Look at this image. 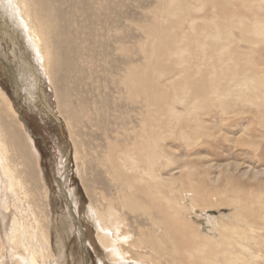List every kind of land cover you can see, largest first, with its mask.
I'll list each match as a JSON object with an SVG mask.
<instances>
[{
    "label": "bare ground",
    "instance_id": "bare-ground-1",
    "mask_svg": "<svg viewBox=\"0 0 264 264\" xmlns=\"http://www.w3.org/2000/svg\"><path fill=\"white\" fill-rule=\"evenodd\" d=\"M155 2L153 10L145 14L146 23L141 21L136 25L139 35H142L138 47L132 53L126 46L117 47L119 57H124L125 66L115 67L116 72L114 69L113 71L116 75L113 78V72L110 74L112 67L109 68L110 51L105 49V45L90 43L87 51L89 60L85 64L81 63L83 58L81 59L79 52L73 53L75 59L72 60V55L68 58L70 49L66 48L64 42L60 44L62 40L56 39L57 36H53L56 24L51 9L53 2L0 0L2 21L6 20L14 32L18 31L24 37L26 48L33 54L34 62L41 70L34 71L20 52L23 60L19 61V77L16 81L27 84V89L24 90L31 100L38 90L39 74L43 73L56 89L54 91L59 113L69 120L72 133L77 119L85 117L88 125H94V136L100 141L96 144L90 141L89 144L97 155L96 164L106 177L105 187H102L105 193H99L98 198L103 201L104 210H93L89 207L87 217L96 226V240L107 252L108 264H139L142 258L147 259L150 264H264V236L261 235L264 230V201L255 202L245 197L243 191L236 189L229 178L224 179L221 182L224 183L222 187L229 195L222 206L236 208L233 217L228 219L229 222L226 221L227 218L219 219L220 222L217 221L218 217L212 219V214L209 217L197 209L191 210V204L201 210L213 207L212 196L206 190L209 186L206 181L209 179H206L205 173L198 176L199 186L203 189L200 195L189 189L192 182L176 187V181L170 179L169 183H164L159 175L161 165L165 163L160 146L164 141L162 133L171 132L174 123H178L179 113L175 107L184 104L186 100L202 102L209 108L219 107L224 110L235 108L238 104L250 105L264 117V51L258 50V47H264V0ZM203 4H208L217 11L220 24L207 21L206 26H199L189 16L192 9L200 10ZM60 6L62 8L63 5ZM62 11L63 9L61 13ZM63 24L65 27L64 22ZM59 27L60 24L58 29H61ZM95 30L93 28L91 31ZM66 36L69 37L68 34ZM80 42L82 46L84 41ZM208 42H212V45L208 46ZM101 62V80L107 78L109 83L116 81L117 90L126 101L125 106L133 110L131 127H125L124 130L114 126V134L112 124L109 125L116 124L114 119L106 111H102L105 108L100 110L97 106L101 105L100 96L97 99L90 95L80 98L86 105L87 99L93 103L92 113L89 115L84 113V109L80 110L82 107L76 109L71 106L69 98L72 96L67 97L68 93H65L68 88L65 92H60L72 81L69 76L71 74L67 73L72 69L70 65L78 67H75V71L81 73L82 77L75 81L81 88H85L87 84L96 83L91 75L96 63ZM203 69L207 72L204 75L201 72ZM53 73L57 74V78H54ZM57 85L62 88L59 89ZM105 88L110 89L109 85ZM100 93L98 95L102 94ZM187 104L188 102L184 109ZM10 107L9 100L0 90V238L4 240L5 251L8 252L6 256H9L8 261L11 264H64V260H61L65 253L63 239L68 235L70 222L65 215L55 217L58 227L57 241L53 246L52 237L55 232L51 236V217L45 215V196L42 200L35 197L36 184L31 174L33 168L34 173L37 172L39 160L34 159L35 155L33 156L29 145L31 142L25 135L28 144L19 141L15 129H21V125L17 123V115ZM161 116H166L165 123L161 122ZM18 120L20 122L21 119ZM121 122L125 124V120L119 123ZM86 143V146L89 145ZM76 148L74 159L77 161L80 159V150L78 151L79 146ZM39 177L38 174L40 181ZM40 184L42 185L41 181ZM185 190H191L192 199L185 195ZM218 193V188L215 187L213 194ZM247 203H258V209L255 211ZM4 209H8L7 214ZM189 210L198 217L204 218L206 215V223L211 227L204 224L206 227L197 228L195 224L189 223L188 219L192 221V217L188 216ZM193 221L200 223L195 218ZM216 224L218 227L215 230ZM204 228L208 232L205 233ZM99 264L107 263L101 260Z\"/></svg>",
    "mask_w": 264,
    "mask_h": 264
},
{
    "label": "rangeland",
    "instance_id": "rangeland-1",
    "mask_svg": "<svg viewBox=\"0 0 264 264\" xmlns=\"http://www.w3.org/2000/svg\"><path fill=\"white\" fill-rule=\"evenodd\" d=\"M74 1L72 0L71 2V0H69L68 3V0H56V2L55 0H48L50 4L53 2L51 4V9L53 10V16L55 17L54 24L56 23L54 27L56 30L54 29L53 36H57L56 39H59V41L62 40L60 44L64 42L66 48L68 47L70 49L68 58H71L70 56L72 55V60L75 59L73 58V53L79 52L81 59L83 58V60H81L82 64L84 62L87 63L89 60L87 57V51L91 44H99V46L105 45V49L110 51L111 58L109 61H111V64L109 68L112 67L110 74L113 72L112 76L114 78L116 75V68L119 66H125L123 63L124 57H119L117 47L126 46L127 50L131 53L138 47L139 42L142 39V35H139L140 33L138 32L136 25H139L141 21L142 23H146L144 20L146 19L145 14L153 10L156 0ZM81 1L84 4L81 3ZM59 4L63 5L62 8ZM62 9L63 11L61 13ZM70 11L72 13H70ZM236 11L240 12L238 9H236ZM56 12L57 14H55ZM189 16L194 18L199 26H206L207 21L219 22L218 24H220L219 14L208 4H203L200 10L192 9ZM98 18L99 20L97 21ZM65 21L70 23V25L67 23L69 27L66 26ZM88 21H92L93 23H89ZM63 22L65 23V27ZM96 22H99L98 24L100 25L96 24ZM59 24V28L61 29H58ZM11 28L12 26H9L6 20L2 21L0 12V60H2L7 67L4 68L0 62V90L9 100L11 105L10 109L17 115L16 121L19 125H21V129H15L17 136H19V141L22 144H28L25 137L29 139V142H31V144H29L31 145V152L33 153V156L35 155L34 159L36 161L39 160L37 172L34 173L33 168L31 174H33L32 177H34L33 179H35L34 181L36 184L35 197L41 198L42 200L43 196H45L44 202L47 206V208H45V215H48V218L51 217L50 223L53 227L52 230L50 225L51 236H53L52 232H55V237H52V240H54L52 245L55 246L57 241L56 227L58 226L55 217L65 215L70 222V229L68 230V225V227H66L68 235L63 239L65 244V253L63 257H61L63 259H60L64 260V264H99V261L101 260L102 262H106L108 264V254L96 240V226H93L90 219L87 217L89 207L93 210L100 208L101 210H104L103 201L98 198L100 196L99 193H105V190L102 187H105L104 183L106 177L102 174V170L96 164L95 158L97 155L95 154V150H93L89 144L90 141L96 144V142L100 141V139L97 140V137L94 136V125H88L85 117L80 118L81 120H76L77 122L79 120L78 123L81 128L75 120L73 121L76 123V126L73 124L74 131L72 133V128L69 126V120H66L61 113H59L60 111L57 107L55 95L56 89L54 88V85L51 86L49 79L41 72V74H39L40 83L37 88L38 90H36L37 92L35 91L33 98L30 100V95L25 91L27 89V84L16 81V78L19 77V61L23 60L22 56H20V52H22L24 60L32 66L34 71L39 69V66L35 64L33 54L26 48L27 43L24 42V37H22L18 31L14 32ZM93 28L96 30L91 31ZM66 33L69 37L66 36ZM73 35H76V38H81V36L84 37L76 40ZM8 36H10L12 41ZM80 40H82V42L84 41L82 44H85L86 47L85 45H80ZM207 45L211 46L212 42H208ZM69 46H71V48ZM258 50L264 51V47H258ZM100 52L101 50H99V53ZM119 61L121 62L119 63ZM70 67H72L70 70L71 72L67 71V73L71 74L69 76L72 81L69 83L68 87L66 86L63 89H61L62 87L58 85L57 87L61 89V93L65 92L66 88H68V91L65 93H68V95L66 94L67 97L72 96L69 98L71 106L73 105V108L76 109H80V107H82L80 110L84 109V113L87 112L90 115L92 113L93 103L87 99V106L83 101H81V99L87 95L93 96L95 99L100 96L99 103H101V105L98 104L97 106L100 110L105 108L106 110L102 111H106L110 116H112L116 123H109V125L112 124V134H114L116 130L115 128L113 129L114 126L124 130L125 127L130 128L132 124L131 119H133V110L128 106H125L126 101L123 98V95L117 90L116 81L109 83L110 80L107 78L106 80H101L103 73L102 62L98 64L96 63L95 69L91 75V78L96 80V85L94 83L91 85L87 84L85 85V88H81V86L77 84L78 82H76L82 77L81 73L75 71L78 67L75 65H70ZM39 71L41 70L39 69ZM201 72L202 74L207 73L205 69ZM53 75L54 78H57L56 73H53ZM71 83H73L72 87L69 88ZM224 84L225 83H223V85ZM108 85L110 89L105 88ZM170 88L171 87H168V89ZM23 91L25 93H23ZM15 92L17 93L15 94ZM99 93L102 96L98 95ZM118 93L120 94V98ZM106 96H108L107 99ZM113 96H115V98ZM74 101L77 102V104ZM187 102V107L184 109V105ZM112 109L115 111L113 112ZM175 109L179 113V121L178 123H174L171 132L167 131L166 133V131H164L162 133V139H164V141L160 143L164 157L163 160H165V163L161 165L162 168L159 172L162 181L164 183H169L170 179L176 181V187L192 182L189 189H193L200 195V191H203V189L199 186L198 176L205 173L206 179H209L206 181V185H209L206 190L209 192V195L212 196L213 207L201 210V208L196 206L194 207L191 204V210L197 209L201 214H208L209 217L212 214L214 215H211V217H214L212 219H216V217H218L217 221L220 222L221 220L219 219L224 220V218H227L226 221L229 222L228 219L233 217L236 208L235 206H222L223 201L226 200L227 195H229L225 188L222 187L224 183L221 182L224 179L229 178L233 182L232 184L236 187V189L243 191L242 193L245 197L253 199L255 202L264 201V117L257 113L255 110L256 108L250 105L238 104L235 108H226L224 110L219 107L209 108L202 102L186 100L184 104L175 107ZM113 115L118 119H116ZM18 118L21 119L20 122ZM119 120H125V124L122 122L120 124ZM165 121L166 116H161V122L165 123ZM83 126L86 128H83ZM100 133L101 131L99 130L98 134ZM72 134H74L73 137ZM86 142H88L89 145L86 146ZM75 146L77 148L79 146L78 151L80 150V159L77 160L78 162L74 159ZM35 163L37 166V162ZM166 165L170 166L166 167ZM38 174L40 175L39 179L42 182L43 187L37 178ZM38 184H40L39 186L41 188ZM215 187L218 188L219 192L216 195L213 194V189ZM185 191H183L186 193L185 195H189L192 199L193 197L190 194L191 190ZM247 204L255 211L259 206L258 203ZM7 210H5L4 213L7 214ZM191 210H189L190 213L188 216L192 217V221L194 218L198 219L200 223L196 224L187 217L189 223L192 225L195 224L194 226L197 228H203L206 226L211 227L206 223V215L204 218L203 216L198 217V215L191 213ZM200 210L205 211H203V213ZM73 216L79 225L74 219H72ZM204 224H206V226ZM217 227L218 224H216L215 230ZM204 230L205 233L208 232L207 228H204ZM261 235L264 236V230H262ZM0 236L2 235L0 234ZM0 239H2V237ZM4 245V240H0L1 264H7L8 262L11 264V261H8L9 256H6L8 252L5 251L6 246ZM133 257L137 259L136 256ZM141 261L142 262L139 264H150L147 259L142 258Z\"/></svg>",
    "mask_w": 264,
    "mask_h": 264
},
{
    "label": "water",
    "instance_id": "water-1",
    "mask_svg": "<svg viewBox=\"0 0 264 264\" xmlns=\"http://www.w3.org/2000/svg\"><path fill=\"white\" fill-rule=\"evenodd\" d=\"M1 64L4 66V68H7L2 60H0Z\"/></svg>",
    "mask_w": 264,
    "mask_h": 264
}]
</instances>
